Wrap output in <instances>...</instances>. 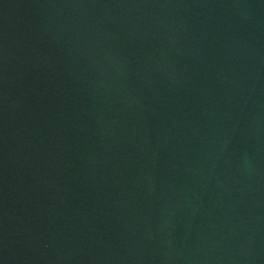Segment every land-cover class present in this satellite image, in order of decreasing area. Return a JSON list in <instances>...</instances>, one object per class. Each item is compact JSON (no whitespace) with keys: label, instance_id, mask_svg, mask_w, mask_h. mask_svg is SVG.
I'll use <instances>...</instances> for the list:
<instances>
[{"label":"water","instance_id":"water-1","mask_svg":"<svg viewBox=\"0 0 264 264\" xmlns=\"http://www.w3.org/2000/svg\"><path fill=\"white\" fill-rule=\"evenodd\" d=\"M0 264H264V0H0Z\"/></svg>","mask_w":264,"mask_h":264}]
</instances>
